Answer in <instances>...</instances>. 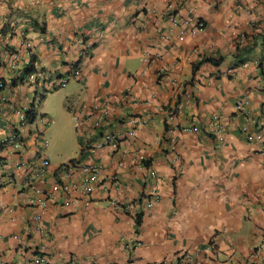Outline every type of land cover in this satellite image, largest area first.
<instances>
[{
  "label": "crops",
  "instance_id": "crops-1",
  "mask_svg": "<svg viewBox=\"0 0 264 264\" xmlns=\"http://www.w3.org/2000/svg\"><path fill=\"white\" fill-rule=\"evenodd\" d=\"M170 3L185 15L194 7L206 26L166 38ZM79 37L89 43L82 59ZM14 54L44 76L28 81ZM77 64L78 78L59 86ZM0 80V264H34L36 254L50 264H181L184 253L192 264H264V137L242 132L264 113V0H0ZM96 103L110 107L116 150L91 148ZM22 107L35 118L19 128ZM190 124L198 130L184 131ZM81 164L100 166L89 196L78 190ZM151 168L162 181L146 206Z\"/></svg>",
  "mask_w": 264,
  "mask_h": 264
},
{
  "label": "built area",
  "instance_id": "built-area-1",
  "mask_svg": "<svg viewBox=\"0 0 264 264\" xmlns=\"http://www.w3.org/2000/svg\"><path fill=\"white\" fill-rule=\"evenodd\" d=\"M164 14L167 17V21L170 24L167 31H166V38H170L174 36L175 28H178V37L180 39H183L187 36V28H190V31L192 33H196L199 29L204 28L206 26V22L202 18H197L195 16V8L191 7L189 8L188 14H182L181 9H178L177 5H174L173 3H170L167 6V9L164 10ZM241 43L244 42V36L240 38L239 40ZM78 44L80 46V52H79V58L82 59L89 48V43L87 40L83 37H79ZM32 62V59L27 60L26 62L21 61L18 58V54H14L13 57V63L12 67L17 68L18 66H27ZM35 66V65H34ZM75 65V69L72 73L66 75L61 80H59V86H65L70 81L76 80L79 76L80 70ZM44 74L39 69H34L31 72L27 73V80L30 82H36L38 78L43 77ZM5 85L4 81L0 80V87H3ZM54 86V85H53ZM238 113L239 115L246 116L249 114L247 106L245 103H240L238 106ZM30 108L28 107H22L19 108L18 114H19V128L24 127L30 123L28 118V110ZM176 109L170 110L171 116L174 115ZM109 115H110V107L107 104H94V106L91 109V112L87 118V121H89L92 124L93 130H94V138L91 141V148L93 150L102 149L105 147L112 148L113 150H116L120 147L122 138L121 133L114 131L109 126ZM214 132L217 135V137L220 138V140L223 139V134L225 132L224 125L219 117L218 114L214 116ZM147 119H141L137 117L130 118V122L132 124H143L146 123ZM184 131L186 132H196L198 128L195 126V124H190L185 126ZM243 135L245 139L249 142H256L261 140L264 137V113L260 115L256 128L254 130L249 128L248 126H244L242 129ZM137 134L136 125L135 127H132L128 131V136L133 138ZM14 141H15V147L18 149H21L24 145L22 134L19 132H16L14 135ZM173 152L177 156L179 154L178 149L176 146H173ZM174 160V159H173ZM50 161L49 159H45L43 161L44 165H49ZM74 162L71 161L69 164H73ZM81 171L83 172V179L80 185H78V190L86 196L91 195L93 191V185L94 182L97 180L98 173L100 171V166L97 164H81L80 166ZM150 177L153 179V183L150 187V189L146 192L144 195V203L146 206H152L159 198L160 193V185L162 181V177L159 174V172L156 169H150L149 171ZM64 190H70V185L68 184H61L60 185ZM35 189L43 193V191L40 188ZM91 199H87V203H90ZM41 204L45 206V200H41ZM112 205L115 209H120L121 205L116 201H112ZM124 209H129V205L122 206ZM133 244L138 245L139 241L134 240ZM179 260L182 262L181 264H192V257L190 253H184L179 256ZM32 262L34 264H50V259L48 256L44 254H36L32 258Z\"/></svg>",
  "mask_w": 264,
  "mask_h": 264
},
{
  "label": "trees",
  "instance_id": "trees-1",
  "mask_svg": "<svg viewBox=\"0 0 264 264\" xmlns=\"http://www.w3.org/2000/svg\"><path fill=\"white\" fill-rule=\"evenodd\" d=\"M242 36H244V42H245V40L247 39V37H248V34L247 33H244V34H242L241 36H239L238 38H237V50H244V49H246L245 48V46H243L242 45V43L239 41L240 40V38H242ZM243 42V43H244ZM35 69V66H34V60L32 59V62L29 64V65H27V67H26V70H27V72H31V71H33ZM28 118H29V121L30 122H32L33 120H34V118H35V112H34V110L32 109V108H30L29 110H28ZM71 161H73V160H71ZM138 220V219H137ZM139 222H140V219L138 220Z\"/></svg>",
  "mask_w": 264,
  "mask_h": 264
}]
</instances>
